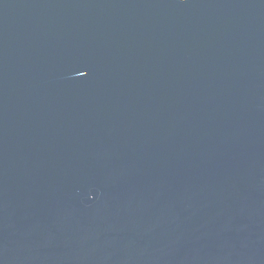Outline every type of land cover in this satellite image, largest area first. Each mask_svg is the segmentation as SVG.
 Returning a JSON list of instances; mask_svg holds the SVG:
<instances>
[{"label": "water", "instance_id": "obj_1", "mask_svg": "<svg viewBox=\"0 0 264 264\" xmlns=\"http://www.w3.org/2000/svg\"><path fill=\"white\" fill-rule=\"evenodd\" d=\"M0 264H264V0H0Z\"/></svg>", "mask_w": 264, "mask_h": 264}]
</instances>
